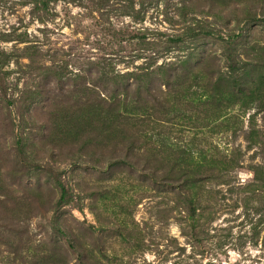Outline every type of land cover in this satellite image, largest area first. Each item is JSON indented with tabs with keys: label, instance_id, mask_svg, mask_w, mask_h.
<instances>
[{
	"label": "rangeland",
	"instance_id": "obj_1",
	"mask_svg": "<svg viewBox=\"0 0 264 264\" xmlns=\"http://www.w3.org/2000/svg\"><path fill=\"white\" fill-rule=\"evenodd\" d=\"M0 264H264V0H0Z\"/></svg>",
	"mask_w": 264,
	"mask_h": 264
},
{
	"label": "trees",
	"instance_id": "obj_2",
	"mask_svg": "<svg viewBox=\"0 0 264 264\" xmlns=\"http://www.w3.org/2000/svg\"><path fill=\"white\" fill-rule=\"evenodd\" d=\"M118 103L121 104V102L119 101ZM95 111V118L98 119L101 124V127L99 128V137L101 138L96 139L99 140L100 145L98 146L104 147L106 145L104 144L105 140H110L111 142L115 143L116 146L124 142H130L131 145H134L135 142L139 140L137 138V135L142 131L141 127L139 126L140 122L142 121L139 122V120L133 119L136 120L135 122H133L134 128H138L136 130H133V132L131 133L129 130V126L127 125V121L131 120L129 118L130 115L127 116L126 114H124L125 120H123L118 104L117 106L111 107L108 110H106L102 105H100L99 107H97V109H95ZM62 191V198H64V195L66 193L64 187H62Z\"/></svg>",
	"mask_w": 264,
	"mask_h": 264
}]
</instances>
